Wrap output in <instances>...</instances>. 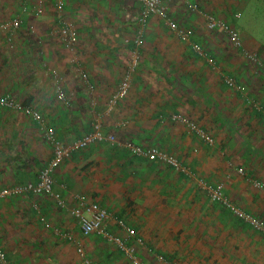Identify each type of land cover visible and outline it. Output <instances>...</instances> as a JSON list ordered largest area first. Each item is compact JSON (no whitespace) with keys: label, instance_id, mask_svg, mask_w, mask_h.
<instances>
[{"label":"crops","instance_id":"0c3cea01","mask_svg":"<svg viewBox=\"0 0 264 264\" xmlns=\"http://www.w3.org/2000/svg\"><path fill=\"white\" fill-rule=\"evenodd\" d=\"M83 1L87 2V7H84ZM193 1L203 12L208 10L216 13L218 11V17L231 22L237 28L235 23L243 17L249 0ZM94 2L98 6L97 9L101 10L98 16L103 14L107 16L113 11V9H109V7L112 8L111 0H67L65 2V12H70L72 8L75 9L72 15L75 16L74 18L77 17L78 26L81 28L78 46L87 48L89 42L91 45L90 53L83 54L80 59L87 72L90 73L89 75L86 72L90 84L94 86L92 91L82 78L79 79L81 84L74 83L71 79H66L64 72L59 71L60 75H57L59 84L55 87L56 91L61 90L66 94L65 100H60L58 93L57 97L56 93L52 95V91L47 93L44 99L42 97L41 101L40 99L36 100L37 96L34 98V92L25 90V88L23 90V81H20L15 75H13L15 79L8 86L9 90L1 92L3 95H11L15 99L23 97L28 92L29 97L34 98L32 101L42 111L47 124L55 129V135L59 141L70 142L91 130L92 117L90 118L87 110L89 105V109L91 108L93 113L100 116L106 132L114 133L118 142L95 143L84 150L74 152L54 168V190L62 193L66 200L65 207H59L46 195H23L20 197L25 202L33 198L37 201L39 213L43 214L49 223V226L41 223L44 228L53 231L59 238H61L60 233L62 232L71 236L70 240L72 241H68L67 247L70 244L75 245L74 242L78 241L75 236L81 235L78 220L71 213L76 203L75 196L80 195L91 202H97L117 218L110 221L107 227L112 235L122 238L125 245L132 248L134 258L128 256L117 243L106 240L96 233L88 236L82 234L84 239L91 238L92 241L85 244V249L77 242L76 252L75 250L67 251L68 248L61 241H57L59 242L57 245L55 239L52 238L49 241L50 254L55 253L58 256H55V259L61 264H88L85 259L99 264H134L133 260L135 259L140 264H176L175 258L177 257H170L171 253L166 256V253H162V255V251L156 247L163 244L161 232L165 231L167 226H169V232L170 227L178 220L180 188L183 186L186 190H192L191 196L194 198L191 201H195L196 197L200 196V193L196 192L195 183L198 184L196 178H205L206 180H204L209 181L212 185L220 182L224 184V181H221L220 173L224 171L225 166L228 168V175L230 172L234 173L232 176L229 175L228 182L233 181L237 186L236 194L228 193L226 187L225 194L227 196L230 194L228 197L234 204L264 221V190L250 182L251 178H256L264 183V179L255 177L257 171L253 172L255 175H251L243 165L241 167L245 168V176L238 174L237 169L234 172L233 162L227 164L226 160V163L218 161L219 159L214 156V153H220L224 146L229 145L231 140L234 141L236 132L229 128L232 127L230 122H226L227 125H224L218 113L214 115V124L206 122V119L211 115L208 107L210 100L215 95L225 100L224 94L234 91L224 82L223 74L227 72L224 71L227 70L225 63L241 58L238 53L230 54L227 45L223 42L224 38L221 39L219 34L207 29L204 18L199 13H191L188 17L185 15L183 26L192 29L191 39L194 43L207 47L208 51L205 57L199 56L190 45L183 42L181 45L180 39L169 31L161 20L150 17L144 29V41L145 38L147 41L153 40L156 48L154 50L145 48L146 43L145 45L143 43L139 49V68L132 78L129 89V94H136V96L129 95L131 97L122 99L108 110L109 99L116 91L132 54L131 46L125 41L134 34L124 38L122 46L125 48H120L121 38L118 36V32L113 30L112 33H106L108 30L105 29L106 24L116 29L119 26L117 23L119 21L115 19V16L108 17L106 20L100 17L92 18L88 12L91 10L90 4ZM176 2L178 1L167 0L169 9L171 7L175 9ZM112 4L114 7L117 5L114 1ZM182 6V9L185 8ZM228 7L235 9L233 14L232 10L227 9ZM185 11V9L181 10L183 13H186ZM173 13L171 12L172 16ZM25 15H22V23L26 19ZM70 21L73 20L70 19ZM242 31L244 33L242 35L243 48L258 50L264 57V48H261L260 43H252L256 37L245 30ZM169 35H173V37ZM55 38L59 42L58 37ZM249 51L251 50L249 49ZM69 55L72 57L70 52ZM125 56L128 57L127 60ZM210 58L215 60V67L209 63L208 59ZM222 58L225 59L223 61L225 63L221 61ZM144 59H146L145 64L143 63ZM233 64V68L238 70L237 65ZM63 67L59 66L61 70ZM16 71H18L17 68ZM209 73L212 74L209 75ZM241 73L240 75L237 73L238 77H235L238 82H243ZM143 74L144 76L155 74V80L162 76L161 79L169 81L173 87L172 91L167 84L164 85V87H168L167 91H163V89L159 90L154 83V85H147L150 86L148 93H144L146 83L136 85L141 80L135 81ZM226 74L230 75L231 73ZM230 76L233 77V75ZM219 78L221 82L218 81ZM159 81L161 82V80ZM54 82L58 83L57 78L55 81L53 80V84H55ZM50 84L52 85V83ZM259 85L263 88V81L259 80ZM155 89L159 90L160 94L157 95ZM35 92L37 93V90ZM42 92H38V96ZM234 92L240 94L238 91ZM92 104L97 105L96 108H100L96 111L97 113L94 111L95 106H91ZM82 106L85 107V112ZM173 115L188 118L208 131L214 137V144L209 145L201 140L183 122L173 121ZM212 125L213 130H210ZM218 129H222V131L220 132ZM247 141L244 138L240 143L243 147H247L245 161L252 165L254 158L251 157V154L263 156L261 153L263 151L247 145ZM125 142L158 147L174 155L188 166L192 170L193 176L183 173L180 175L179 172L163 162L136 156L123 146ZM236 144L238 145V142ZM229 147L232 149L231 146ZM52 153V145L45 138L43 129L35 121L19 111L0 105V189L15 184L35 183L40 170L50 161ZM230 156L231 154L228 153V157ZM262 176L264 178V174ZM199 188L201 187L199 186ZM202 191L206 200L210 199L208 193ZM199 198L202 201V198ZM34 207L36 208V206ZM18 209L21 210L19 212L26 210V208ZM191 210L190 215H195L194 209L191 208ZM225 211L231 215V218L236 217L228 210ZM19 212L11 209L10 215L13 216L17 225H23L25 220L22 219L23 214ZM214 212L217 216L220 214L217 209ZM0 214L8 215L2 209H0ZM52 219H55L54 222L60 227L54 228ZM118 219H123L128 227L135 229L136 236H128L126 231L118 226ZM229 219L230 217L228 219L218 217L220 224H212L213 227H210L212 235L201 232L200 226L193 229L192 225L193 235H189L187 239L186 258L178 256L179 261L182 264H264V235L256 233V229L242 220L238 225H233ZM23 230L21 229V231ZM66 231H71L74 236ZM164 236L168 237L169 234L164 233ZM151 242H154V245ZM178 243V241L176 244L172 242L170 246H176Z\"/></svg>","mask_w":264,"mask_h":264},{"label":"rangeland","instance_id":"374dc122","mask_svg":"<svg viewBox=\"0 0 264 264\" xmlns=\"http://www.w3.org/2000/svg\"><path fill=\"white\" fill-rule=\"evenodd\" d=\"M40 1L42 2L41 4H39ZM66 1L67 0H65V2ZM113 1L116 2L117 4L115 5V7L112 4ZM187 1L194 3L193 0H187ZM86 4L87 2L83 1L84 7H87ZM175 4H176L174 6L175 9H173V7L170 6L172 9V10L170 9V11L172 13L174 12L173 18L180 25H184L186 16L188 17L189 14L191 13L198 14L196 11L191 10L187 3L176 2ZM90 5H91L90 6L91 10L88 13L91 14L90 16H92V18L100 17L106 20L108 17L112 18V16H115V19L119 21L117 23L119 24L118 27L120 29L118 27H116L115 29L113 26H109L108 24H106L105 29L107 28L106 30H108L106 33L108 32L112 33L113 30L118 32V36L121 38L119 42L120 43L119 47L125 48L122 46L123 39L129 36L131 37L133 34L136 33L138 29L137 21L135 20V17L137 16L140 10V5L137 4L135 0H111L112 8L109 7V9H113V11L111 12L110 15L107 14V16H105V14L98 16L101 10L97 9L98 6L96 5V2H94L93 4L91 3ZM23 6L27 7V11L21 13ZM37 6L41 9L40 13H37L36 11H33L31 9L34 7L37 8ZM181 6L185 7L183 9H185L186 10L185 12L188 14L181 12V10H183ZM227 9L232 10V14L235 11L233 7L231 8L228 7ZM74 10L75 9L72 8V10H70L71 13L67 11L65 12V6H64L63 15L59 16L55 10L54 0H0V94H2L1 91L3 90L4 91L9 90L8 86L10 82L13 79H15V77H18L20 81H23V85H24L23 90L25 88V90L28 89L29 91L34 92L33 94L34 98L35 96H37L36 100L40 99L41 101L42 97L44 99V96L50 91H52L53 93L52 95L56 93V97H57V91L55 86L59 84V79L57 76L59 74V71L64 72V74H66V79L68 80L71 79L72 81H74V83L81 84V82H79V79H81V75H82L81 72L82 71L87 72V70L85 69L84 64L81 61L80 57L83 54L84 55L87 54V52L90 53L91 45L89 42L87 48L86 47L81 48L80 46H78L79 31L81 28L78 26V22L76 20L77 17L74 18L75 16L72 15V12H74ZM204 13L213 14V15L216 14L215 16H218V11L216 13H213L207 10L204 11ZM18 14H21L22 21H23L22 15L26 14L24 16V18L26 19L24 20V23L21 24L19 29L8 30L1 27V24L3 22L11 21V19ZM69 18L72 19L73 21H70ZM62 21L68 22L72 26L77 28L78 38H77V44L75 46L76 57H77L76 60H73L72 57H70L68 49L64 47L60 42H58L55 38L57 37L56 32L58 28L61 26ZM229 23L231 24V22ZM235 24L237 26L236 29L240 33H242V35L244 34L242 30L251 33L254 37H256L253 39L254 41L252 40V43L253 44L254 42L260 43L261 48H264V0H249L247 8L243 12V17L238 19V21ZM212 32H215V34H219V37L221 39L224 38L223 42H225V44L227 45L230 54L231 53L233 54V52L234 53L237 52L238 56L241 57L239 60L233 59V62L230 61V63L223 62L225 59L222 58L221 61L225 63V66L227 67V70H224L227 71L225 73H231L230 75H233L234 78L238 77L237 73H239L240 75V72H242L241 76L243 75V80H242L243 82L241 81L238 82L236 80L240 85L243 86V90L241 92H238L240 93L239 95L234 92L236 91L234 89L233 92L229 94L228 93L224 94V96L226 97L225 100H222L218 95H215L214 98L210 100V103L208 104L211 115H209L208 119H206V122L208 124H214L215 122L214 115L218 113L224 125H227L226 122H230V125H232V127L229 126L226 127L232 128L231 130L233 132H236V135H234L236 139L234 138V141L231 140L229 145H227L226 147L224 146V149L220 153L215 152L214 156H217V158L219 159L218 161H225V160L228 161L227 164L233 162L232 164H233L234 172L238 167H241L243 165L248 173H251L252 175L254 171H257L256 175L255 174L253 175H255V177L259 179L261 178L264 179L262 176L264 174V116H263L264 57H262L260 55V52L256 50V52L258 53L256 58H258L257 60L260 61L261 63H259L258 61H253L247 58V56L244 55V52L241 49L235 47L225 33H223L220 30H213ZM171 36L173 37V35ZM182 42L183 41L180 42L181 45ZM145 43H146L145 48L147 47L148 49H153V50L156 48V44L153 40L147 41L145 38L144 45ZM64 49L68 51V53H66ZM204 49L206 52L208 51L206 46L204 47ZM249 49L253 51L251 48ZM249 49L247 50L249 51ZM231 57L233 56L231 55ZM125 59L127 60L128 57L125 56ZM59 61H61L60 64ZM143 63L144 64L146 63V59L143 60ZM233 63L237 65L238 70L233 68L234 66ZM59 66H64V67L61 70ZM16 68L18 71H16ZM241 69L243 70L239 71ZM87 73L90 75L89 72ZM211 74L212 73H209V75ZM13 75H15V77H13ZM154 76L155 74H150V75L146 74V76H144L143 74L138 77L139 79L138 78L135 79V81L141 80L138 81L136 85L145 82L146 87L144 89L145 90L144 93H148V87L150 86L147 85H154V83L156 84L159 90L163 89V91H167L168 87H164V85L167 84L170 87V90L172 91L173 87H171L169 81H167L164 78L161 79L162 76L160 74L159 76L161 77H159V79L156 78L155 80ZM56 78L58 83L56 84V82H54L55 84H53V80L55 81ZM197 78L198 76L196 77V79ZM159 80H161V82ZM259 80L260 82L263 81V88L259 85ZM218 81L221 82V79L219 78ZM50 83H52V85ZM52 86H54V88H52ZM59 86L61 89H63L61 85ZM36 90L37 93L41 91L43 92L41 95L38 96V94L35 92ZM159 90L157 89L154 90L155 93H157V95L160 94ZM98 91H100V89H98ZM129 95L132 94L128 93L127 97H131ZM132 96H136V94ZM34 98L29 97V94L27 92L26 94H24L23 97L20 98L18 97V99L16 100L24 104H29L30 106L39 110L42 113V111L38 109V107L36 106V103L32 101ZM255 105H260V110H258ZM89 106H87L88 107L87 110L89 112L88 115L90 116V118L92 117L93 119L95 113L91 111V108L89 109ZM91 106L93 107V105ZM82 107H83V111L85 112L86 111L85 107L84 106ZM96 107L97 105L94 107L95 112L100 109ZM253 110L261 111L262 119H259V117L255 116V112ZM209 129L213 130V125ZM218 130L220 132L222 131V129H218ZM244 138L248 140L247 145L249 146L251 145V147H256L257 149L263 151L261 152L263 156H260L259 154L257 155L251 154V157L254 158L252 165L245 161L246 160L245 151L247 147H243V145L240 143L241 141L244 140ZM236 142H238V145L236 144ZM229 146H231L232 149H230ZM238 146H240L241 148H239ZM228 153L231 154L230 157H228ZM247 154L249 155V153ZM236 163H238L239 165H235ZM252 169L254 170L252 171ZM220 175L222 176L221 181H224V185L228 193L233 192V194H236L237 186L234 185L233 181L228 182L229 175L232 176L234 175V173L230 172L228 175V168L225 166L224 171H222ZM204 179L205 178H203V180ZM206 182H208V184H212L209 181ZM195 187L197 190L196 192L200 193L199 197L202 198V201L200 200L199 197H196L195 201H191L194 198L193 196H191L192 190H186V188L184 189V187L182 186L180 188V194H179L180 199H179L178 214L180 215L178 216V220H176L174 225L170 227L169 232H168L169 226H167V228L164 229L167 232L159 231L161 232V235H163V237L161 238L162 239L161 242L163 244L162 246L156 247V249L161 250L162 251L161 254L166 253L165 256L171 253V255H169L170 257L172 256H174L173 258L177 257L175 258L176 264H182L179 261L178 256L182 258H186L187 255L186 245L188 244L187 239L189 235H193L192 225H193V229L195 227L197 228L198 226H200L201 232L209 233L210 235H212V230L210 229V227H213L212 224L213 225H216V223L218 225L220 224V221L218 220L220 214H218L217 216L214 210L216 209L219 210L218 208H221L222 206L216 202H213L209 198H207L206 200L205 198L206 196L203 193H201L202 190L201 188H199L198 184L195 183ZM228 196H230V194ZM19 197L20 196L16 198L8 197L0 201V209L8 213V215L5 216H2L0 214V216H2L0 219V246L5 250L9 263L10 264H61L57 261V259H55V256H57L55 255V253L53 255L50 254L49 241H51V239L54 238L57 245L59 243L57 241H61L62 244L67 247L68 241H72V240L67 239L64 236V234H62L63 232L60 234L61 238H59V236H56L53 231L47 230L42 226L41 224L42 222L40 221L41 214H39V211L34 207V206L39 207V205L34 198L32 200L28 198L29 199L28 202H25L24 199ZM19 199L23 203H21ZM164 200L170 201L168 199H164ZM31 206L33 210L31 209ZM18 208H22V209L26 208V210H24V212H19L21 210H19ZM191 208H193L195 211V215L193 216L190 215L192 213ZM11 209L19 212L20 214L21 213L23 214L22 219L25 220L23 225L22 224L17 225L13 216L10 215ZM54 220L55 219L51 220L53 222V227L54 228L57 226L60 227L57 223L54 222ZM21 229L24 230L21 231ZM216 230L218 231V228ZM255 232L261 235V233H259L258 231L255 230ZM68 233L74 236V234L71 231ZM164 233L169 234V236L165 237ZM80 234L82 235L83 233L80 232ZM80 236H75L76 240H78L77 242L83 246V249H85L84 248L85 244H87L88 241H92V240L91 238L84 239L82 236L81 237ZM176 241H178L179 243L176 246L171 247L170 244L172 242L176 244ZM77 242L76 241L74 242L75 245L70 244V246L67 247L68 248L67 251L75 250L76 252L75 246ZM153 243L154 242H151L152 245H154Z\"/></svg>","mask_w":264,"mask_h":264},{"label":"built area","instance_id":"2783aa9c","mask_svg":"<svg viewBox=\"0 0 264 264\" xmlns=\"http://www.w3.org/2000/svg\"><path fill=\"white\" fill-rule=\"evenodd\" d=\"M173 1L187 3L191 10L196 11L203 16L206 27L209 30L222 31L229 37L235 47L241 49L244 52V55L247 56V58L253 61H258V58H256L258 53L256 51H248L243 48L244 43L242 34L227 21L213 14H206L202 12L198 8V5L196 3H192L187 0ZM135 2L140 5V10L135 17L138 29L131 38H128L125 41L126 44L131 46L132 50L130 62L119 83L117 90L109 99L108 110L112 109L117 102L126 98L129 93L132 78L139 68V49L144 43V29L148 24L150 17H155L161 20L172 33H174L181 41L190 45L191 48L199 56H206L204 47L199 43H194L192 41V29L190 27L180 25L173 18L169 6L167 5V0H135ZM41 3L42 2L40 1L39 4ZM54 6L57 14L59 16L63 15L65 0H54ZM31 9L33 11H36L37 13L41 12V9L38 6L37 8L34 7ZM26 11L27 7L23 6L21 13H24ZM237 16L239 17V15ZM21 24L22 17L21 14H18L14 16L11 21L3 22L1 24V27L8 30H16L20 28ZM56 36L58 37L59 42L71 53L72 59L76 60L77 57L75 46L77 44L78 38L77 28L72 26L68 22L62 21L61 26L56 32ZM208 61L214 67L216 66L215 60L213 58L208 59ZM258 62L261 63L260 61ZM81 74V78L85 81V84L88 85L90 91H92L94 89V86L93 84H90L86 71H82ZM223 80L229 87L235 89L236 91L241 92L243 90V86L240 85L234 77L226 73L223 74ZM57 93L60 100H65L66 94L64 92L58 90ZM0 105L5 108L24 113L26 116L35 121L39 125V127L43 129L45 138L52 145L53 150L50 161L40 170L38 179L35 183L28 182L25 184H15L1 188L0 201L8 197H18L23 195H46L47 197L52 199L59 207H65L66 200L64 199L62 193L54 190V168L68 159L74 152L84 150L95 143H100L103 141L118 142L114 133L106 132L103 123L100 120V116L97 114H94V117L91 120L90 131L84 133L82 136L70 142L65 143L57 139L55 135V129L47 124V121L42 113L29 104H24L16 100L11 95L0 94ZM92 105L94 106V104ZM255 106L258 110H260V105ZM172 120L183 122L184 124H186L189 130L197 135L201 140L205 141L209 145L214 144V137L208 131L204 130L190 119L182 117L180 115H173ZM123 146L136 156L144 157L148 160L161 161L179 173H183L187 176H193L192 170L188 166L184 165L174 155L163 151L158 147L141 146L132 142H125L123 143ZM237 173L245 176V169L243 167H238ZM196 181L202 188V190L208 193L210 199L213 202L220 204L224 209L228 210L238 219L249 224L251 227L256 229V231L264 235V221L234 204L231 199L225 194V185L222 182L212 185L208 184L201 178H196ZM250 182L254 183L256 187L264 190V183L262 181L256 178H251ZM75 198L76 203L73 206L71 213L77 218L81 233H83V235L85 236L96 233L106 240L113 241L117 243L125 251V253L128 254V256H131V258L133 259L134 253L132 248L127 247L122 238L112 235L107 227L110 221L117 218H115L111 212L107 211V209L102 207L97 202H91L80 195L75 196ZM36 209L39 211L38 207H36ZM40 221L42 222V224L49 226V223L47 222V219L43 214L40 215ZM117 223L120 228L126 231L128 236H136L137 232L135 231V229H133L132 227H128L123 219H118ZM64 236L67 239H71L70 235L64 234ZM79 251L82 252L81 249H79ZM85 260L88 264H99L97 262H91L89 259ZM133 263L140 264L136 259L133 260ZM0 264H10L7 254L1 246Z\"/></svg>","mask_w":264,"mask_h":264},{"label":"trees","instance_id":"16d2710c","mask_svg":"<svg viewBox=\"0 0 264 264\" xmlns=\"http://www.w3.org/2000/svg\"><path fill=\"white\" fill-rule=\"evenodd\" d=\"M254 112H255V116L259 117V119H262L261 111H254ZM180 175H183V174L180 173ZM225 210L226 209H224L223 207H221L219 209L220 216L223 217V218H226V219H228V217H230L229 220L231 221V223H233V225H238L240 223V219H237L236 217H235L236 219L234 217L231 218V215H229L228 212H226ZM232 220H233V222H232ZM240 226H241V224H240Z\"/></svg>","mask_w":264,"mask_h":264}]
</instances>
